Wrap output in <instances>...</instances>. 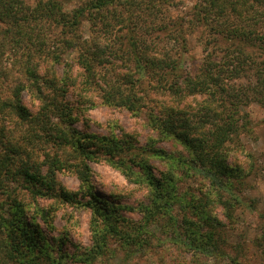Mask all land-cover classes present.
<instances>
[{"label":"rangeland","instance_id":"1","mask_svg":"<svg viewBox=\"0 0 264 264\" xmlns=\"http://www.w3.org/2000/svg\"><path fill=\"white\" fill-rule=\"evenodd\" d=\"M22 1L16 5L18 10L33 16L24 23V35L11 34L13 38L3 35L6 24L0 23V160L8 157L3 162H8L6 166L0 163V201L6 203L8 196H14L24 204L26 218H34V224L51 245L53 257L61 256L63 264H84L77 260V255L92 247L93 226L97 220L101 227L102 217L85 204L90 194L85 192L86 189H80L81 181L72 166L79 162L72 156L71 149H59L39 128L38 120L43 115L39 113L44 102L60 100L70 108L74 120L71 125L81 132L118 136H122V132L128 133L138 151L145 149L146 153L142 155L147 157L152 173L161 178L171 173L172 168L166 160L150 154V149H164L174 155H186V150L176 139L163 138L150 126V110L157 112L167 106L190 111L206 99L207 94L179 98L156 87L151 77L154 71L148 68L146 74L135 76L134 84L144 103L139 112L133 114L124 107L104 104L101 94L105 80L125 84L127 80L122 78L123 74L133 70L127 55L117 50L120 42L130 33L138 43V52L150 59L176 58L181 61L182 74L189 76L201 72L208 55L210 60L224 64V69L238 66L232 56L238 55L234 49L239 46L218 39L214 28L205 25L196 9L203 0H165L161 10L151 16L145 8L139 11L135 6H131L133 11L116 4L100 11L90 9L91 14L85 13L76 30L78 39L89 44L96 41L98 47L106 51L96 56V60L90 59L98 74L89 87L83 83V68L74 60L79 50L65 49L59 43L64 35L60 33L67 27L61 28L54 19L44 16L49 9L44 5L48 0ZM57 1L61 11L71 14L72 9L85 0ZM235 14L227 10L220 20H225V26L230 29L253 27L256 35L263 38L257 39L255 33L250 35L248 30L241 39L233 36L234 40L244 43V51L252 57L239 65L234 77L231 73L225 76V83L239 88L240 103L235 116L245 124L238 137L225 143L229 151L228 162L241 171L234 181L235 188L225 196L234 205L233 217L226 216L225 206L218 203L216 195L212 196L211 188L200 176H188L179 168L173 169L176 175L174 192L184 198L171 202L167 213L151 204L150 191L145 184L129 181L102 156L87 160L89 189L97 198L115 205V225L118 227V232L107 234L105 249L92 264H264V18L259 14L252 16L254 13L249 10ZM105 24H108L107 28ZM15 38L17 41H13ZM252 40L255 46H250ZM226 44L233 49L230 53L226 52ZM257 46H263L259 53L255 52ZM53 53L60 55L59 61H55ZM64 63L71 67V72L67 73L72 84L63 96L57 88L66 72ZM18 85H22L20 101L33 120L23 119L12 106L13 92ZM256 91L260 94H255ZM256 96L263 99L258 102ZM47 113L53 121L62 122L56 112ZM7 145L15 147V152L5 151ZM54 155L59 156L62 164L55 170V182L50 190L45 185L32 187V183L23 179L17 170L23 162L37 164L41 174L46 175L49 171L46 159ZM138 169L134 165V170ZM59 185L68 192L77 193L73 200H63L55 195L59 193ZM207 192L211 193L210 201L214 199L215 202L209 207L222 223L221 253L217 254L191 250L176 238L178 232L180 239L184 237V218L196 219L188 207H184L186 201L192 197L206 200ZM148 207L153 210L152 216L147 214Z\"/></svg>","mask_w":264,"mask_h":264},{"label":"trees","instance_id":"2","mask_svg":"<svg viewBox=\"0 0 264 264\" xmlns=\"http://www.w3.org/2000/svg\"><path fill=\"white\" fill-rule=\"evenodd\" d=\"M162 1L165 0H85L73 8L71 14H68L60 10V3L57 0H48L44 5H47L49 9L44 16L54 19L58 25H61V28L62 26L67 27V30L64 29L60 33L64 35L60 37L59 43L65 49L73 47L79 50L74 60L83 68L84 85L90 87L98 74L90 59L96 60L98 58L96 56L102 55L106 49L99 48L96 41L91 44L85 40L79 41L78 37L80 38V36L76 30L85 13L87 12V16H89L91 14L88 12L90 9L100 11L116 4L127 6L129 11H133L131 6H135L136 10L139 11L145 8L148 10L147 15L151 16L161 10ZM22 2V0L20 2L18 0H0V23L6 24L3 35H10V38H13L14 34L24 35V23L33 16H27L18 10L19 7L16 5ZM200 4V7H196L197 12L200 13L206 26L209 25L214 28L216 37L226 42L229 40L231 46L235 43L238 44L239 47L235 46L234 49L238 55L232 56L236 59L238 66L224 69V64L219 65L210 60L208 55L199 74L183 75L181 61L165 56L150 59V57L137 51L138 43L135 37L129 33V36L120 42L117 50L127 55L126 59L133 63V70L130 69L123 74L122 78L127 80L125 84L106 79L101 94V100L104 104L124 107L136 114L141 110L144 103L142 97L137 93V87L134 84L135 76L146 74L148 68L154 71L151 77L156 82V87L167 90L179 98L196 93L207 94L206 99L193 106L190 111L163 106L157 112L150 110L148 114L150 126L161 137L176 139L186 150V155H174L164 149H150V154L166 160L170 165L172 172H169L168 175L164 174L160 178L152 173L147 157L142 155V153H146L145 149L138 151L128 133L122 132V136H118L114 133L98 135L81 132L71 125V122L74 121L70 112L71 109H68L60 100H50L49 103L44 102L42 105V111L39 114L43 115L38 120L40 122L39 128L51 139L52 143H56L59 149H71L72 156L77 158V162H79L72 166L81 181L80 189L84 188V190L86 189L85 192L90 194V199L85 204L90 205L94 213L102 217L103 225L101 227L95 220L92 247L90 250L77 255V260L81 263L92 264L93 259L105 249L107 234L118 232V227L115 225V205L97 198L94 192L89 189L90 168L87 160H97L102 156L103 160L118 169L129 181L145 184L150 191L151 204L157 210H164L167 213L170 211L171 202L184 198L174 192L176 175L173 169L179 168L188 176H200L211 188L212 196L216 195L218 203L225 206L226 216L229 219L233 217L234 205H232L230 198L225 196L226 194L230 195L232 189L235 188L234 181L241 171L228 162L229 151L225 143L238 137L245 124L240 123L239 117L235 116L240 103L239 88L225 83V76L231 73V77H234L240 67L239 65L246 63L252 57L244 51L242 47L244 43L238 39L234 40V37L238 38L239 36L240 38L246 30L250 35L253 33L256 35L257 31L253 27L246 30L239 26L230 29L225 26V20L221 21L220 19L225 16L227 10L234 14L235 12L238 14L246 13L249 10L254 13L252 16L259 14L264 18V0H203V3ZM29 16L31 17L29 18ZM239 18L243 20L244 17ZM107 27L108 24H105V28ZM0 30L2 31L1 27ZM256 36L257 39L263 38V36ZM218 39L215 41L218 42ZM13 41H17V38ZM249 44L255 46L253 40ZM260 47L263 48V46ZM260 47L257 46L255 52L259 53ZM227 48L228 51L226 50V52L228 53L233 50L226 44ZM53 57L55 61L60 60V55L53 53ZM65 68L66 72L60 79L61 85L57 88L59 94L63 96L67 92L69 84H72L69 72L67 73L69 70L71 72V67L66 64ZM29 71L34 72L33 69H29ZM98 76L101 77L100 74ZM21 88L22 85H18L14 89L12 98L14 104L12 106L23 119L33 120L34 117H28L30 114L20 101ZM259 92L256 91L255 94L259 95ZM256 98H258V102L263 99L258 96ZM47 111L56 112L62 122L59 123L50 119ZM15 150V147L7 145L5 151L15 152ZM6 158L8 157L0 160L2 166H6L8 163H3ZM46 162L49 170L46 175L41 174V167L37 164L28 165V163L24 164L23 162L17 170L23 179L25 178L32 183V187L45 185L50 190L55 182V170L61 166L62 161L58 155H54L52 158L47 157ZM133 164L139 167L138 171L134 170ZM58 188L59 193L55 195L63 200L71 201L77 194L76 192H68L60 185ZM211 193H205L206 200L192 197L190 201H186L184 207H188L196 219L184 218L186 225L183 232L184 237L180 239L178 234L181 233L178 231L176 235V238L188 248L198 250L203 254L221 253L220 231L222 223L213 215L209 207L211 202L215 203L214 199L210 201L209 194ZM147 210L148 216H152V208L148 207ZM262 221L264 220L262 219ZM262 238H264V229L262 230ZM50 250L51 245L45 241L42 230L34 224V218L33 220L26 218L24 204L21 201L14 196H8L6 203L0 201V264H63L61 256L53 257Z\"/></svg>","mask_w":264,"mask_h":264}]
</instances>
